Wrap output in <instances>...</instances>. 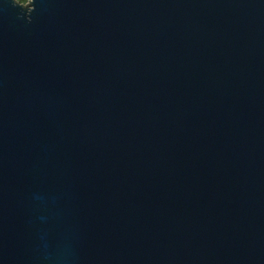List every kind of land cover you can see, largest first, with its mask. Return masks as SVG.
Wrapping results in <instances>:
<instances>
[{"label": "water", "instance_id": "water-1", "mask_svg": "<svg viewBox=\"0 0 264 264\" xmlns=\"http://www.w3.org/2000/svg\"><path fill=\"white\" fill-rule=\"evenodd\" d=\"M0 264H264V0H0Z\"/></svg>", "mask_w": 264, "mask_h": 264}, {"label": "trees", "instance_id": "trees-1", "mask_svg": "<svg viewBox=\"0 0 264 264\" xmlns=\"http://www.w3.org/2000/svg\"><path fill=\"white\" fill-rule=\"evenodd\" d=\"M18 1H20V2H24V3H25V2H27L28 0H18Z\"/></svg>", "mask_w": 264, "mask_h": 264}]
</instances>
